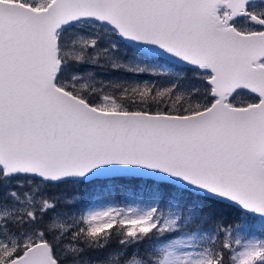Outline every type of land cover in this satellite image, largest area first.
<instances>
[{
    "label": "snow or ice",
    "instance_id": "obj_1",
    "mask_svg": "<svg viewBox=\"0 0 264 264\" xmlns=\"http://www.w3.org/2000/svg\"><path fill=\"white\" fill-rule=\"evenodd\" d=\"M0 264H264V0H0Z\"/></svg>",
    "mask_w": 264,
    "mask_h": 264
},
{
    "label": "trees",
    "instance_id": "obj_2",
    "mask_svg": "<svg viewBox=\"0 0 264 264\" xmlns=\"http://www.w3.org/2000/svg\"><path fill=\"white\" fill-rule=\"evenodd\" d=\"M62 194H63L64 197L69 198V199H72L73 196L76 195V193H74L71 190L65 191ZM118 199H119V197H118ZM225 219H230V217H228L227 214H225Z\"/></svg>",
    "mask_w": 264,
    "mask_h": 264
},
{
    "label": "rangeland",
    "instance_id": "obj_3",
    "mask_svg": "<svg viewBox=\"0 0 264 264\" xmlns=\"http://www.w3.org/2000/svg\"><path fill=\"white\" fill-rule=\"evenodd\" d=\"M129 79H135V80H137V81H140V82H142L143 80H145V79H150V78H148V77H136V78H129ZM66 198V197H65ZM67 200H71V199H69V198H66Z\"/></svg>",
    "mask_w": 264,
    "mask_h": 264
}]
</instances>
